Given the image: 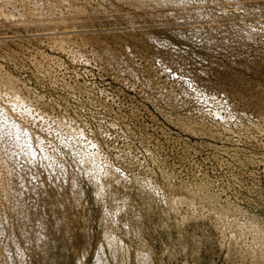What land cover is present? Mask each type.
<instances>
[{"label": "rangeland", "instance_id": "374dc122", "mask_svg": "<svg viewBox=\"0 0 264 264\" xmlns=\"http://www.w3.org/2000/svg\"><path fill=\"white\" fill-rule=\"evenodd\" d=\"M0 82V264H264V0H0Z\"/></svg>", "mask_w": 264, "mask_h": 264}, {"label": "bare ground", "instance_id": "6f19581e", "mask_svg": "<svg viewBox=\"0 0 264 264\" xmlns=\"http://www.w3.org/2000/svg\"><path fill=\"white\" fill-rule=\"evenodd\" d=\"M31 22L42 23V21H41V20H38V19H37V20H34V19H33ZM32 25H33V24H32ZM12 26H13V25H12ZM61 38H62V37H61ZM13 82H14V81H13ZM0 83H1V82H0ZM0 85H1V84H0ZM8 89H9V90L11 91V93H12L13 90H11V88H8ZM11 93H10V94H11ZM12 94L14 95V93H12ZM11 96H12V95H11ZM23 98H24V97H23ZM23 98H22V99H23ZM3 102H4V100H3ZM0 104H1V103H0ZM7 110H8V109H7ZM7 113H8V112H7ZM13 114H14V113H13ZM20 120H21V119H20ZM13 124H14V123H13ZM6 125H8V124H6ZM18 125H19V124H18ZM28 127H29V126H28ZM27 136H28V135H27ZM20 142H21V141H20ZM32 142H33V141H32ZM33 148H34V147H33ZM54 155H55V154H54ZM55 158H56V157H55ZM59 161H60V160H59ZM85 162H86V161H85ZM83 164H84V163H83ZM88 168H89V167H88ZM86 172H87V171H86ZM55 173H56V172H55ZM61 173H62V172H61ZM99 176H100V175H99ZM73 183H74V182H73ZM77 183H78V182H77ZM96 183H97V182H96ZM76 187H77V186H76ZM99 187H100V186H99ZM57 188H58V187H57Z\"/></svg>", "mask_w": 264, "mask_h": 264}]
</instances>
